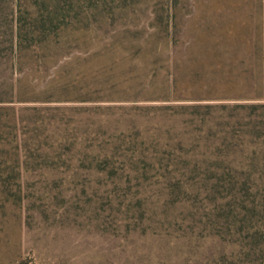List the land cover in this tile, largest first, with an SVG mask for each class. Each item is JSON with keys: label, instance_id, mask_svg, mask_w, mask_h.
Instances as JSON below:
<instances>
[{"label": "rangeland", "instance_id": "obj_1", "mask_svg": "<svg viewBox=\"0 0 264 264\" xmlns=\"http://www.w3.org/2000/svg\"><path fill=\"white\" fill-rule=\"evenodd\" d=\"M0 264H264V0H0Z\"/></svg>", "mask_w": 264, "mask_h": 264}]
</instances>
